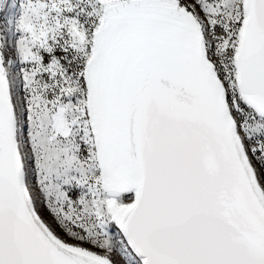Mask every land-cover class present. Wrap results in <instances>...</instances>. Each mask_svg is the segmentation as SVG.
Instances as JSON below:
<instances>
[{"label": "snow or ice", "instance_id": "snow-or-ice-1", "mask_svg": "<svg viewBox=\"0 0 264 264\" xmlns=\"http://www.w3.org/2000/svg\"><path fill=\"white\" fill-rule=\"evenodd\" d=\"M0 264H264V0H0Z\"/></svg>", "mask_w": 264, "mask_h": 264}]
</instances>
